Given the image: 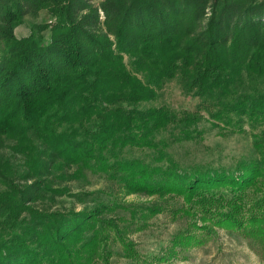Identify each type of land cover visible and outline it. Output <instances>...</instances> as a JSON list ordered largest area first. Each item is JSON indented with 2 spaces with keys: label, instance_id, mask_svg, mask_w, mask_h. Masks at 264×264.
<instances>
[{
  "label": "trees",
  "instance_id": "obj_1",
  "mask_svg": "<svg viewBox=\"0 0 264 264\" xmlns=\"http://www.w3.org/2000/svg\"><path fill=\"white\" fill-rule=\"evenodd\" d=\"M91 1L0 0V264L107 263L115 245L130 264L159 263L206 244L221 227L264 262L263 7ZM40 9L55 22L18 38L25 11ZM177 77L208 120L201 109L139 107ZM205 121L250 132L255 154L234 168L183 167L170 149L199 136ZM95 175L151 200L85 192L76 201L92 197L93 207H56L74 181ZM161 212L185 226L145 259L131 237Z\"/></svg>",
  "mask_w": 264,
  "mask_h": 264
},
{
  "label": "rangeland",
  "instance_id": "obj_2",
  "mask_svg": "<svg viewBox=\"0 0 264 264\" xmlns=\"http://www.w3.org/2000/svg\"><path fill=\"white\" fill-rule=\"evenodd\" d=\"M99 1L92 0L91 2L98 4ZM230 1L237 6L238 4L236 3L238 1L244 3V0ZM253 1L264 9V0ZM206 11L207 17L211 10L207 9ZM103 18L104 16L101 14V19ZM261 20L264 21V13ZM54 22L55 18L45 9H40L37 12L26 10L24 23L15 28L14 34L18 38L26 37L36 26L45 23L50 26ZM206 23L207 19H203L201 26L203 27ZM42 33L45 36V40L48 41L51 35L50 28L48 27ZM126 60L129 61L128 58ZM150 106H167L175 111L201 109L206 120L209 119L206 111L201 108V99L186 92L178 77L164 85L159 91L156 100L139 104L141 109H146ZM201 128L204 131L199 136L183 142H174L172 149H170V153L185 168L196 165L234 168L241 159L255 154L251 145L250 132L239 133L225 127H214L206 121L201 125ZM246 129L248 130V127ZM256 132L259 133L260 131L257 130ZM2 151L9 153L10 148H3ZM132 155L142 156L143 152L135 150ZM55 187H58V185H55ZM72 189L71 193L56 196V207H74L76 210L86 206L93 207L92 197L83 198L84 196H81L80 198L85 200L84 203L76 201L77 197L74 194H84L85 192L102 191V196L106 200L115 198L122 202L146 203L151 200L140 193L127 194L125 189L111 185L99 175L91 176L90 181H74ZM119 213L122 214L120 211L115 212L117 216ZM117 220L121 219H115V221ZM185 223V220L181 218L174 219L167 212H161L151 216L140 230L134 232L131 238L136 240V248L143 258L146 259L148 256L153 258L154 255L163 253V249L168 246L173 236L185 226ZM138 227V225L134 227V230H137ZM114 249L116 253L110 256L107 263L103 260L95 264H130L129 259L124 258L117 252L120 250L118 246L115 245ZM167 255L159 263L154 262L153 259L149 260V262L151 264H264L260 257L250 249L247 241L237 232L229 230L227 227L219 228L213 238L204 245L190 246L183 253H178L176 257Z\"/></svg>",
  "mask_w": 264,
  "mask_h": 264
}]
</instances>
